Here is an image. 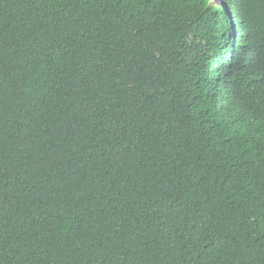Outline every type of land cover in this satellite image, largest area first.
I'll return each mask as SVG.
<instances>
[{"label": "trees", "instance_id": "1", "mask_svg": "<svg viewBox=\"0 0 264 264\" xmlns=\"http://www.w3.org/2000/svg\"><path fill=\"white\" fill-rule=\"evenodd\" d=\"M0 264H264V0H0Z\"/></svg>", "mask_w": 264, "mask_h": 264}]
</instances>
